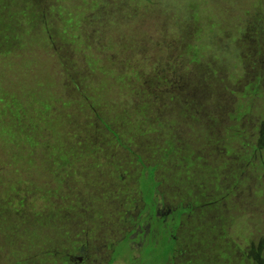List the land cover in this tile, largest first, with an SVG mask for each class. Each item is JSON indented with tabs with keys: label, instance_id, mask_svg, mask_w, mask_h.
I'll return each instance as SVG.
<instances>
[{
	"label": "rangeland",
	"instance_id": "374dc122",
	"mask_svg": "<svg viewBox=\"0 0 264 264\" xmlns=\"http://www.w3.org/2000/svg\"><path fill=\"white\" fill-rule=\"evenodd\" d=\"M145 166L164 223L142 264L178 204L166 264H264V0H0V264H141ZM131 230L136 261L110 262Z\"/></svg>",
	"mask_w": 264,
	"mask_h": 264
},
{
	"label": "trees",
	"instance_id": "16d2710c",
	"mask_svg": "<svg viewBox=\"0 0 264 264\" xmlns=\"http://www.w3.org/2000/svg\"><path fill=\"white\" fill-rule=\"evenodd\" d=\"M15 98V96H13ZM13 103V101H12ZM7 108L10 109L11 107V104L9 102H7ZM49 106L46 105L45 108H48ZM5 109V108H4ZM56 125H53L52 127V130H53V133L55 134V136H59L58 132L60 130H57L56 131V128L54 127ZM103 126L108 130V132L113 135L115 138L117 137V134L111 130V128L109 127L108 124L106 123H103ZM12 135L14 133H11ZM43 134H42V131L41 130H35L34 133H33V136H32V147H34L36 145L37 149L39 150V152L37 154L39 155H43L42 151H40V149H43V148H46L48 146V144L43 140L42 138ZM60 144H63V142L61 141ZM87 146H88V150L90 151H93L95 150L96 148H92V143L91 142H87L86 143ZM122 144V143H121ZM61 155L62 158H65V153L64 151L62 150L61 152L60 151H57V152H54L52 156H58ZM22 158L24 159H27L28 161H31L30 160V157H28V155H23ZM36 159H39V156L36 157ZM68 160V158H67ZM230 164L227 165V171L230 170V175L227 174V185H233L236 183V180L232 179V177H235L237 175H239V173L237 172L236 169L234 168H229ZM155 166H148V167H143V170L142 172L140 173V176L138 177V190H140V197L143 201V209L141 210V213H144V214H139L141 217V219L137 218V217H140V216H137L136 218L137 219H132V217H130L131 219H127L130 223V225H134V223L136 224V226L139 227V229L143 230L144 227L148 225V233L146 234V230H143L141 231L140 233H137L138 236L140 237L141 234H146V237L144 240H142L140 243V247L139 249L142 251L141 252V255H140V258L139 260L141 261V264L143 262V258H144V255H145V247L148 246L150 243H151V240H153V243H152V247L154 248L156 246L157 243H159L158 241H155L154 240V236L151 232V230L153 228H156V227H160V226H163V223H164V220H163V216L161 217H158L156 214H157V208H158V199L156 198L155 199V193H156V187L157 185L159 184V181H157L155 178H154V170H155ZM192 172V171H191ZM224 174V173H222ZM100 177V180L103 182V180H106L107 178L106 177V173H101L100 175H98ZM190 176L192 177H196V176H199V177H202L204 179L207 178V174H205V167L204 169L200 166V165H197V168L196 170L190 174ZM105 178V179H104ZM229 183V184H228ZM148 184V186H146ZM229 185V186H230ZM100 188L106 190L109 192V194H113V195H118L119 193L123 194V191L119 190L117 186L115 187H109L107 185H104V186H100ZM46 193L47 191L45 190L44 193H42V197L46 196ZM179 206H177L176 208L173 209L174 214L177 215V219L175 220L174 218V214H173V211L170 215V220H173V227L172 229H170L169 227H166V231H167V240H169V243H170V246H169V251L166 253L165 251H163L161 257L159 259H157L158 263L157 264H166L167 263V260H168V256L170 254L173 253L174 251V248H175V236H174V233H175V229L176 227L178 226L179 224V215L181 216L182 214L184 213H189L193 206L192 205H186V206H182L181 204H178ZM4 209V208H3ZM18 212V210H16ZM22 212H24V209L20 212H18L20 214V218L25 221V219H28L26 214L24 213L23 215ZM36 212L34 211V214ZM1 217L3 219L6 218L7 214L3 215V214H0ZM50 217L56 224L57 223H61L63 221V217L60 213L56 212L55 214L52 212L50 214H47L45 216H42L41 219V224H44V223H48L49 222V218ZM179 217V219H178ZM38 218V217H37ZM36 218V219H37ZM39 220V218H38ZM144 220H148L149 222L147 223V225L145 224V226H142L141 224L143 223ZM12 222H15L13 218L9 219L8 220V223H7V227L11 226L12 225ZM3 224H6V221L4 220V223ZM135 227V226H134ZM55 229H58V227H56ZM134 231L136 232V228H134ZM132 234V230L130 232H127L125 234V237L123 239H121L119 242H117V245L115 246L114 248V251L111 252V257H110V262L113 261L115 258H118V257H121V256H124V258H126L127 260H129V262H133V261H136L135 259H132L131 258V255H132V248H130V244L129 242L130 241H133L134 238L133 237H130V235ZM139 237H137L139 239ZM136 238V237H135ZM151 238V239H150ZM243 240L245 241V244L247 245L248 243V237L246 235H242ZM70 241H74V240H70ZM166 244V243H165ZM165 244L162 245V248L165 247ZM248 245H252L253 246V243L251 240H249V244ZM75 246V245H73ZM69 248H71L70 250L73 249V247L69 246ZM69 250V251H70ZM154 251H156V254L154 256H156L160 251L154 249ZM69 253L65 252L63 255L65 256L66 255V258L69 257ZM168 255V256H167ZM65 258V260H66ZM155 258V257H154Z\"/></svg>",
	"mask_w": 264,
	"mask_h": 264
}]
</instances>
